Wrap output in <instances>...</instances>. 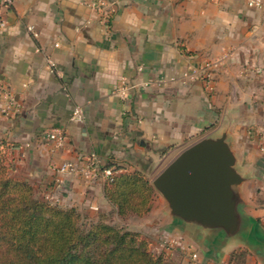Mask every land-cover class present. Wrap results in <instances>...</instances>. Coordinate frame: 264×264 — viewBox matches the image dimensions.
<instances>
[{"label": "crops", "instance_id": "crops-1", "mask_svg": "<svg viewBox=\"0 0 264 264\" xmlns=\"http://www.w3.org/2000/svg\"><path fill=\"white\" fill-rule=\"evenodd\" d=\"M92 1L0 0V84L21 104L16 115L0 113V155L12 175L96 221L113 209L107 181L99 174L88 184L59 172L60 164L82 166L95 153L119 172L148 176L190 144L226 131L246 178L238 188L242 232L225 238L182 224L171 236L198 253L186 264H264L263 161L249 151L240 169L237 154L240 128L264 133V2L109 0L104 23ZM122 80L135 85L125 98L117 92ZM75 105L84 109L82 122L71 118ZM51 129L66 132L64 146L46 138Z\"/></svg>", "mask_w": 264, "mask_h": 264}, {"label": "trees", "instance_id": "trees-1", "mask_svg": "<svg viewBox=\"0 0 264 264\" xmlns=\"http://www.w3.org/2000/svg\"><path fill=\"white\" fill-rule=\"evenodd\" d=\"M107 166L118 171L105 186L113 210L123 218L148 214L155 191L145 171ZM10 168L0 155V264H172L152 251L140 232L113 225L103 215L87 222L75 207L38 197L34 185Z\"/></svg>", "mask_w": 264, "mask_h": 264}, {"label": "water", "instance_id": "water-1", "mask_svg": "<svg viewBox=\"0 0 264 264\" xmlns=\"http://www.w3.org/2000/svg\"><path fill=\"white\" fill-rule=\"evenodd\" d=\"M245 180L225 131L185 147L151 184L178 226L195 225L232 238L244 227L238 188Z\"/></svg>", "mask_w": 264, "mask_h": 264}, {"label": "rangeland", "instance_id": "rangeland-1", "mask_svg": "<svg viewBox=\"0 0 264 264\" xmlns=\"http://www.w3.org/2000/svg\"><path fill=\"white\" fill-rule=\"evenodd\" d=\"M243 132L244 131L242 130V128L238 130L240 140L239 145L237 146V154L239 157V161H243V163L239 165V168L241 169L244 167L245 155L249 151L251 153H254L257 158L261 157V161H263L262 165L264 166L263 131L254 128V126H249L245 131V135ZM167 162L168 159L159 162L156 167L148 172V178L151 183L167 165ZM262 187L263 185H261L260 183L259 185L253 184V189H262ZM37 195L38 197L45 199L42 195ZM105 218L107 222L113 225L127 230L140 232L142 236L148 240L151 250L157 254L163 253L172 264L187 263L186 260V263L183 261L185 258L189 257L188 252L181 250V247L179 248L177 244H174V246L171 248H167L164 245L166 241H175L173 240V236H171V233L173 232V230L179 227H177V222L172 219L170 215V210L166 200L158 191L155 190V196L152 202V210L150 213L144 216L131 215L129 217L127 216L123 218L118 215L115 210L110 209ZM84 220L87 222L90 221L87 216L84 217ZM188 259H190V257Z\"/></svg>", "mask_w": 264, "mask_h": 264}, {"label": "built area", "instance_id": "built-area-1", "mask_svg": "<svg viewBox=\"0 0 264 264\" xmlns=\"http://www.w3.org/2000/svg\"><path fill=\"white\" fill-rule=\"evenodd\" d=\"M5 4H12L13 0H4ZM249 7L260 8L263 6L264 0H245ZM91 7L99 14L101 21L107 23L109 21V0H94L90 3ZM5 21L0 20V26H5ZM32 31L33 27H29ZM36 35V34H35ZM48 66L50 70H53L55 63L49 60ZM164 79H160L159 82H163ZM135 87L134 84H129L122 80L121 85L118 86L117 92L121 97L125 98L131 88ZM3 100V101H2ZM2 101V102H1ZM21 108L20 102L10 92L7 86L0 84V113L4 116L16 115ZM85 113L81 105H75L72 110L71 118L76 122H82L84 120ZM45 136L50 141H53L57 147L64 146L67 135L63 129H51L45 132ZM58 171L61 173H74L83 177L86 183L91 184L101 174L105 180L111 181L112 176L118 171L113 170L112 167L107 166L95 153L88 154L84 158V164L81 166L75 161H65L58 167ZM47 200V199H46ZM174 244L181 247V250L188 252L190 259L193 262H197L199 259L198 253L191 247L183 244H179L176 241H166L165 246L171 248Z\"/></svg>", "mask_w": 264, "mask_h": 264}]
</instances>
